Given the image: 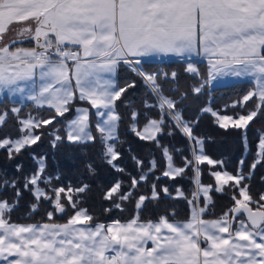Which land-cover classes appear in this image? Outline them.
Here are the masks:
<instances>
[{"label": "snow or ice", "instance_id": "6c2138e0", "mask_svg": "<svg viewBox=\"0 0 264 264\" xmlns=\"http://www.w3.org/2000/svg\"><path fill=\"white\" fill-rule=\"evenodd\" d=\"M14 23L20 25L17 36L30 39L33 47L13 50L10 45L16 40L4 43V36ZM169 55L188 57L186 72L194 77H200L201 73L191 58L203 56L208 61V77L199 86H192L193 94H200L205 84L217 78H250L252 90L231 105L243 108L255 100L254 109L247 115H222L211 107L200 109L201 113L211 114L222 129L231 126L243 130L247 153V127L264 111V0H0V92H6L9 97L18 95L21 101L26 98L36 107L47 106L54 112L47 119L31 115L21 119V109L11 108L21 135L16 139L0 138V150L7 151L8 159L40 141L42 133L37 130L42 126L63 121L69 142H99L102 162L117 173H125L126 169L119 163L122 153L117 150L122 117L116 110V101L136 83L131 81L120 87L112 78L123 64L143 79L155 97L154 104L145 100L143 106L158 109L159 117L151 118L145 113L147 122L140 127V113L133 109L128 131L162 149L167 161L164 177L174 179L191 167L195 184L191 199L176 189L177 197L186 199L189 205L187 221H170L167 216H160L157 221H140L138 213L147 199L158 200L159 191L171 196L167 187L158 191L153 183L150 197H138L137 215L131 220L93 226V217L86 209L78 208L79 195L90 185L41 187V183L51 186L54 178L45 175L46 158L33 155L37 168L23 177L22 184L37 202L30 205L31 210L37 211L43 199L54 205L55 212L65 213L67 207L63 201H67L74 214L66 223H12L6 213L17 206L22 193L17 180L10 183L4 180L0 187L15 189L16 202L0 201V261L4 264H264V192L254 199L250 185L245 183L264 161V133L259 136L256 158L247 175L243 172L244 156L235 174L226 170L211 172L216 181L214 190L221 194L231 190L230 199L234 203L220 217L204 219L211 203L208 193L213 186L201 184L200 165L206 162L223 169V161L213 160L204 153L203 138L194 134L199 119H184L177 107L187 93L181 92L179 100L170 98L158 83L161 78L168 80L169 74L145 72L139 67L145 57ZM176 78L177 73L172 72L171 80ZM170 91H178V87ZM76 101L86 102L95 109L98 117L95 133L90 109L76 106ZM73 111V118L65 120L66 114ZM8 115L7 110L0 113V127ZM165 127L169 128L167 135L179 132L189 143L191 159L184 158L183 167H175L169 148L160 144L159 137ZM49 134L53 137L52 147L64 139L59 129L54 128ZM131 159L141 172L139 179L131 178V189L126 193L122 192L123 182L119 179L104 193L105 200L120 201L114 204L118 209L132 197V190L148 179V173L142 170L144 162L135 155ZM149 163L148 172H152L156 161ZM86 167L90 174H95L92 164ZM21 169L22 165L17 164V172ZM55 179L59 180V176ZM261 181L264 182V177ZM201 194L203 207L199 205ZM53 216L54 212L47 213L49 221Z\"/></svg>", "mask_w": 264, "mask_h": 264}, {"label": "trees", "instance_id": "16d2710c", "mask_svg": "<svg viewBox=\"0 0 264 264\" xmlns=\"http://www.w3.org/2000/svg\"><path fill=\"white\" fill-rule=\"evenodd\" d=\"M30 47H33L32 45ZM201 73L200 77H194L186 72L187 61L184 60H165V61H142L139 67L145 72H160L168 73L169 79L158 80L161 84L165 95L172 99H180L181 92H186L187 96L177 104V107L182 110L184 119L193 121L197 118L199 123L194 127V134L204 140V153L211 159L223 161V169L213 167L206 162L200 165L201 176L200 181L204 186L212 185L209 192L211 203L208 206L207 212L203 215L204 219H216L220 217L232 205L230 199L232 191L226 189L223 194L217 193L215 189V180L211 175L212 171L226 170L229 173L235 174L239 165V160L242 156L245 158L243 172L245 175L250 170V166L256 158L257 143L260 134L264 133V111H261L247 127L246 135L248 142V152L244 151L243 136L244 131L229 126L226 130L222 129L215 122L211 114L201 113L203 107H211L222 115L235 116L237 114L247 115L249 110L254 109L255 100L247 102L246 106L232 107L234 102H238L249 90H252L253 85L246 81L235 82L222 86L210 87L205 84L200 94H193L191 88L193 85L199 86L208 77V65L206 62H193ZM176 72V81L171 80V73ZM131 81H135L136 86L129 88L121 99L116 101V110L122 117L119 123V142L117 150L122 153L120 165L126 169V172L117 173L105 163L101 158V145L99 142L87 144L71 143L67 140L64 132L63 121L54 123L52 126H42L38 129V133H42L41 140L36 144L25 148L19 155H14L13 159H8L6 150H0V185L4 180L9 183L12 180H17V187L21 189V196L17 206L10 212L6 213L10 222L19 225L28 224H43V223H66L68 218L74 214V210L67 206V201H63L67 207V211L57 216L54 210V205L50 202L41 199L38 210L33 212L30 205L37 203L31 195L30 191H25L22 187L23 177L34 172L37 168L36 162L33 160V155L36 157L46 158L45 175H51L54 179L51 186L41 183V187L48 189L49 187H80L82 183H87L90 188L83 194H80L78 199L80 203L78 208L87 210V213L93 217L91 224L96 223H111L119 220L121 223L131 220L137 215L135 208L137 199L140 195L147 197L151 196V185L156 183L157 190L167 187L171 196H165L163 191H159L160 198L158 200L147 199L144 202L142 209L139 211V219L141 222L149 220L157 221L160 216L176 221H187L190 216V208L186 199L178 198L176 189H181L185 196L191 199L194 190L193 171L189 167L185 173L176 176L174 179L164 177L163 171L166 169L167 161L163 157L162 149L157 147L154 142L141 141L128 131L130 124L131 111L133 109L140 113L139 126L147 122L145 113L148 117L159 118L158 109H145L143 102L147 100L149 103H155V97L146 87L145 82L128 66L121 64L116 70V82L120 87H124ZM178 87V91L172 92L171 88ZM126 104L128 105L126 107ZM21 109L19 118L24 119L29 115L37 119H47L54 112L46 107L38 108L33 103H21L3 99L0 101V113L5 110L9 115L3 127H0V138L9 136L13 139L18 138L20 125L17 117L11 113L12 107ZM76 106L88 107L90 109V121L93 132L95 133L96 119L90 106L86 102L76 101ZM74 116V111L66 114L65 120H70ZM59 119V118H58ZM59 129L60 135L64 139L57 143L56 147H52L53 137L49 134L53 129ZM168 127L164 128V134L159 137L160 144L169 148V154L173 157V165L175 167L184 166V158L191 159L189 143L176 132L174 136L167 135ZM181 149L177 152L176 149ZM135 155L144 162L143 172L148 173V179L141 181L136 189H133L132 197L122 202V209L114 207L115 203L120 202L117 198L105 200L104 193L116 182L121 180L122 192L126 193L131 189V178L135 176L139 179L141 172L132 161L131 157ZM155 159L156 168L152 172H148L151 167L150 161ZM17 164L22 165L21 171L17 172ZM92 164L96 170L95 174H90L86 165ZM59 176V180L55 177ZM160 177L159 180L156 178ZM264 177V161H262L255 169L251 180H245V183L250 185V193L254 199H259V196L264 192V182L261 181ZM50 195H54L49 193ZM177 197V198H173ZM7 200L9 204L16 202L15 189L11 187H0V201ZM199 205L204 206V197L199 199ZM110 209V211H105ZM54 212L53 219L48 220L47 213ZM174 212V215H173Z\"/></svg>", "mask_w": 264, "mask_h": 264}, {"label": "crops", "instance_id": "0c3cea01", "mask_svg": "<svg viewBox=\"0 0 264 264\" xmlns=\"http://www.w3.org/2000/svg\"><path fill=\"white\" fill-rule=\"evenodd\" d=\"M32 46H34L33 42H32ZM165 60H187V61H189V58L188 57L179 58V57L172 56V55H169V56H160V57L153 56V57H145V58H143L142 61H165ZM191 61L192 62H198V61H200V62H206L207 65H208V61L203 56H200V57L193 56L191 58ZM112 78L116 81V73H115V75ZM240 81H246V82L251 83L250 82V78H247V77H240V78H236V77H221V78H217L216 80L212 81L210 83V86H212V87L222 86V85H227V84H231V83H235V82H240ZM0 94H1L0 98H2V99H0V101L3 100V99H9L11 101H17V102H21V103H26V102L32 103V101H29L26 98L23 99V101H21V98L18 95L17 96H14V97H9L6 92H2ZM44 107L48 108L47 106H44ZM90 108H91V106H90ZM92 111H93L94 116H95V109H92ZM95 119H96V122H97L98 117L95 116ZM148 246H151L150 243H149Z\"/></svg>", "mask_w": 264, "mask_h": 264}, {"label": "rangeland", "instance_id": "374dc122", "mask_svg": "<svg viewBox=\"0 0 264 264\" xmlns=\"http://www.w3.org/2000/svg\"><path fill=\"white\" fill-rule=\"evenodd\" d=\"M19 27H20L19 24L14 23L11 26L10 30L8 31V33L4 36V43H9L12 40H16L17 41L14 45H10L13 48V50L15 48H17V47H20V48H30V46L32 45V41L30 39H26L23 36H19V37L17 36L16 30L19 29ZM184 61H187V60H184ZM187 62H189V61H187ZM198 62H200V61H198ZM209 86H210V84H209ZM210 87H212V86H210ZM0 93H2V92H0ZM0 96H1V94H0ZM0 99H2V98H0ZM214 180H215V178H214ZM215 185H216V181H215ZM194 190H195V184H194ZM208 195H209V193H208ZM175 196H177V195H175ZM201 196H203V194H201ZM0 264H4V262L3 261H0Z\"/></svg>", "mask_w": 264, "mask_h": 264}, {"label": "water", "instance_id": "95a60500", "mask_svg": "<svg viewBox=\"0 0 264 264\" xmlns=\"http://www.w3.org/2000/svg\"><path fill=\"white\" fill-rule=\"evenodd\" d=\"M63 214H64V213H57V212H56V215H57V216H61V215H63Z\"/></svg>", "mask_w": 264, "mask_h": 264}]
</instances>
